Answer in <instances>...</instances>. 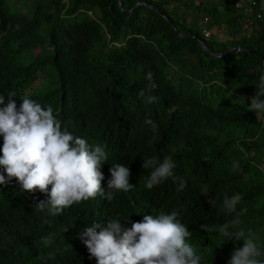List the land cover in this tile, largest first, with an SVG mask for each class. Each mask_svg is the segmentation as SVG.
Instances as JSON below:
<instances>
[{"label": "trees", "instance_id": "1", "mask_svg": "<svg viewBox=\"0 0 264 264\" xmlns=\"http://www.w3.org/2000/svg\"><path fill=\"white\" fill-rule=\"evenodd\" d=\"M255 2L260 21L242 15L241 0H121L127 13L119 0H0V108L14 91L17 109L23 98L50 105L62 129L103 146L104 191L112 166L129 168L133 188L110 189L99 223L120 220L127 230L177 211L200 264H230L243 247L219 233L224 224L250 231L264 253V114L250 108L264 77V0ZM201 42L215 53H253L217 58ZM165 157L173 175L147 189L144 161ZM0 175L8 181L3 167ZM234 195L242 199L230 214L224 199ZM48 199L14 178L0 185V264H97L77 235L95 223L93 204L53 216L36 208Z\"/></svg>", "mask_w": 264, "mask_h": 264}, {"label": "clouds", "instance_id": "2", "mask_svg": "<svg viewBox=\"0 0 264 264\" xmlns=\"http://www.w3.org/2000/svg\"><path fill=\"white\" fill-rule=\"evenodd\" d=\"M250 5L253 13L245 14V17L256 16L257 20H262L263 14H255L253 10L257 5L255 0ZM239 7L244 11L241 3ZM259 87L260 92L252 98L250 105L256 115L264 114V100L260 99L264 96V77H261ZM7 97V105L0 108V136L3 137L0 167L5 169L8 181L0 175V185H6L14 178L25 192L38 190L47 194L50 199L41 201L36 208L38 211L47 208L53 216L66 208L93 204L87 211L91 212L95 223L79 228L77 235L97 264H200L201 257L186 242L190 232L179 221L177 211L161 212L156 217L145 215L142 222L133 223L127 230H122L120 220L99 223L104 205L113 198L110 189L129 192L133 188L129 183V168L122 164L112 166L111 179L104 191L101 167L106 164L108 153L103 146L91 145L86 139L74 137L66 128L62 129V122L50 105L45 108L30 98H23L17 109L16 93L9 91ZM156 99L150 96L148 101L151 103ZM4 103L5 97L0 95V105ZM146 123L152 125L155 132L157 125L150 119ZM174 167L171 157H165L163 162L156 158L145 160L143 168L152 169L146 188L151 190L167 180L173 175ZM180 187H185L183 180ZM241 199L239 195L225 197V210L234 213ZM99 211L101 213L96 216ZM200 228L210 231L206 224ZM218 231L229 240L243 241V247L232 254L230 264H264L261 259L264 253L250 231L233 232L229 224L219 226ZM41 242L51 243L49 238H42Z\"/></svg>", "mask_w": 264, "mask_h": 264}, {"label": "water", "instance_id": "3", "mask_svg": "<svg viewBox=\"0 0 264 264\" xmlns=\"http://www.w3.org/2000/svg\"><path fill=\"white\" fill-rule=\"evenodd\" d=\"M119 2H120L121 9L123 10L121 0H119ZM137 5H139V6H140V5H144V6L148 7V9H150V10H155L153 6L148 5V4H146V3H139V4H137ZM137 5H136V6H137ZM134 10H135V9H133V10L130 11L129 13H132ZM123 12L127 13V12L124 11V10H123ZM155 12H158V13L161 14L164 18H166L167 21H168L169 23L173 24V22L171 21V19H170V18H167V17H166L161 11H155ZM175 30H176V32H177L178 34H180V32H179V30H178L177 28H175ZM180 37L183 38V39H188V37L183 36V35H181V34H180ZM200 44H201V47H202L206 52H208L209 54H211L212 56L217 57V58L225 57V56L230 55V54H232V53H234V52H248V53H253L252 50H248V49H246V48H232V49H230L229 51H227V52H225V53H215V52H213L209 47H207V45H206L204 42H201Z\"/></svg>", "mask_w": 264, "mask_h": 264}, {"label": "rangeland", "instance_id": "4", "mask_svg": "<svg viewBox=\"0 0 264 264\" xmlns=\"http://www.w3.org/2000/svg\"><path fill=\"white\" fill-rule=\"evenodd\" d=\"M254 2V0H244V1H242L241 2V6H244V11H242V12H244V15L245 14H249V15H251L252 13H253V11L251 10V3H253ZM26 11L24 10L23 11V13H25ZM180 14L182 15V14H185V10H184V7H180ZM246 17H247V15H246ZM189 21H190V18L188 19ZM247 21V20H246ZM248 22V21H247ZM224 29V28H223ZM225 31L224 32H226V34H227V30L226 29H224ZM38 84V83H37ZM36 87V83L34 84V85H32V87L31 88H29V91L31 92L32 90H33V88H35Z\"/></svg>", "mask_w": 264, "mask_h": 264}, {"label": "built area", "instance_id": "5", "mask_svg": "<svg viewBox=\"0 0 264 264\" xmlns=\"http://www.w3.org/2000/svg\"><path fill=\"white\" fill-rule=\"evenodd\" d=\"M207 37H209V36H207Z\"/></svg>", "mask_w": 264, "mask_h": 264}]
</instances>
